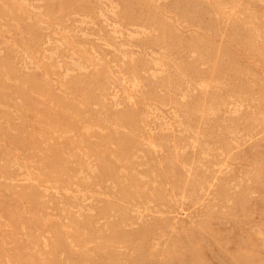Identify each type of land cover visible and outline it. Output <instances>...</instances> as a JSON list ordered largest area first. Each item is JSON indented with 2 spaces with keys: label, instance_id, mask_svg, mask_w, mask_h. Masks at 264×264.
<instances>
[{
  "label": "rangeland",
  "instance_id": "1",
  "mask_svg": "<svg viewBox=\"0 0 264 264\" xmlns=\"http://www.w3.org/2000/svg\"><path fill=\"white\" fill-rule=\"evenodd\" d=\"M0 264H264V0H0Z\"/></svg>",
  "mask_w": 264,
  "mask_h": 264
}]
</instances>
